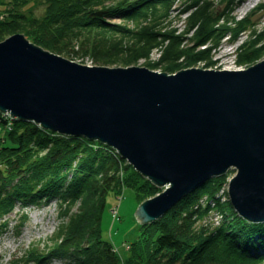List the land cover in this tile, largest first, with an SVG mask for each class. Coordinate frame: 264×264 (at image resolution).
I'll return each mask as SVG.
<instances>
[{
	"label": "trees",
	"instance_id": "16d2710c",
	"mask_svg": "<svg viewBox=\"0 0 264 264\" xmlns=\"http://www.w3.org/2000/svg\"><path fill=\"white\" fill-rule=\"evenodd\" d=\"M175 1L43 0L45 12L39 17L28 7L30 0H0V42L23 33L47 51L72 58L83 51L107 67L149 59L156 48L162 58L151 64L158 68L166 63L164 71L173 74L183 65L210 62L209 52L223 38L229 35L234 41L248 30L249 19L235 21L231 16L238 0H221L227 7L219 14L211 10V0H188L184 12L190 15L183 33L176 34V29L162 32L159 28ZM101 11L106 13L93 15ZM108 17L132 21L133 27L110 23ZM223 17L226 20L220 24ZM251 37L239 48L240 64L255 63L264 56V32L253 30ZM187 38L193 45L186 48L182 41ZM74 41H81L79 49ZM200 46L206 47L198 50ZM0 128V235L17 208L39 206L52 198L61 208L58 229L49 243L42 250L34 246L18 263L43 264L58 257L64 264H264V223L239 217L230 203L226 206L229 217L221 226L211 232L198 226L209 212L208 207H200L202 197H213L225 175L208 181L157 221L141 225L138 240L124 258L103 237L108 197L121 194L127 185L145 202L161 188L116 149L99 141L62 135L1 112ZM77 203L80 206L74 212ZM219 209L225 207L219 205ZM21 221L18 228L26 223L27 215Z\"/></svg>",
	"mask_w": 264,
	"mask_h": 264
},
{
	"label": "water",
	"instance_id": "95a60500",
	"mask_svg": "<svg viewBox=\"0 0 264 264\" xmlns=\"http://www.w3.org/2000/svg\"><path fill=\"white\" fill-rule=\"evenodd\" d=\"M105 11L96 12L102 16ZM0 112L116 149L162 194L135 216L155 222L236 169L230 202L264 223V60L242 70L90 67L24 34L0 43Z\"/></svg>",
	"mask_w": 264,
	"mask_h": 264
},
{
	"label": "rangeland",
	"instance_id": "374dc122",
	"mask_svg": "<svg viewBox=\"0 0 264 264\" xmlns=\"http://www.w3.org/2000/svg\"><path fill=\"white\" fill-rule=\"evenodd\" d=\"M211 1V10L214 13L219 14L226 11V2H223L221 0ZM187 2L188 0L175 1L174 6L170 12V16L166 21L163 22L162 27L159 28L160 31L165 32L176 29V34L183 33V31L188 26L187 20L190 15V11L184 12V8L186 7ZM249 2H252V0H238L233 8V11L231 12V16L235 18V21H240L245 18L250 20V23L247 25L248 30L246 32H244L242 35L239 36V38L234 41L230 40L229 42H225L226 39L229 38V35L223 38L218 47L209 52L210 62H208V60L200 61L197 64L189 67L188 65H183L181 69L177 70L174 73L190 68H202L205 70H244L256 65L257 63L262 62L264 60V56L255 63L240 64L237 61L238 53L240 51L239 48L243 44L251 40L252 31L256 30L258 33L264 32V0H258L253 4V7L246 9L247 4ZM29 6L34 8V13L36 16L40 17L44 15L45 3L43 2V0H30V4L28 5V7ZM260 6L262 7L259 8ZM101 9L102 8H99V10ZM223 19L224 20L221 21L220 24L224 23V21L226 20L224 17ZM107 21L114 24H127L129 27H133L132 21H123L121 17H108ZM232 26H235V24H232ZM16 34L17 33L13 35ZM13 35L4 38L0 43L6 41ZM191 35L192 32H190L187 37H190ZM228 43H230V45H226ZM74 44L76 46L75 49H79V44H81V41H76ZM166 44L168 43L166 42L165 45ZM263 44L264 40L262 42V45ZM182 45L187 48L192 46L193 43L191 40H189V38H187L182 41ZM205 47L206 46H200L198 50L203 49ZM234 50H236V53H234ZM232 52L234 53L233 55ZM161 54V50L155 48L152 50L149 59H139L137 62L132 63L128 66L121 63H117L109 67L129 68L136 66L162 73L165 72L164 66L166 65V63L159 66L158 68L154 67L151 64L153 62L159 61V59L162 58ZM224 55L230 56L226 58L224 57ZM62 57L68 59L69 61H73L75 63H79L85 66H104L100 62L95 60L92 55L83 51L78 52V55L73 58L64 55ZM0 130L3 131V129L1 128ZM236 174V169H230L227 174H225V182L220 187H218V190L215 195L210 199H207L208 196L202 197H206V201H204V203L201 202L203 204L199 203L200 207L203 206V208H206L207 201L218 199L220 202L217 206H215V208L220 205L223 208L225 207V210L218 209L217 212L212 210L211 212L206 213L205 216L197 222L200 228H204L211 232L217 227L221 226V224L225 220H227L228 211L226 210V206L229 203L231 204L230 197L228 194V187L230 181ZM170 187L171 185H167L165 188H161L158 191V194L163 193L166 189ZM202 188L203 186L200 187L198 190H201ZM58 203L59 201L56 198H52L49 202L41 204L39 206H30L24 210H22L21 208H17V210L9 216L10 224L8 228L4 231V233L0 235V264H26V262L18 263L17 259L25 257L27 252L31 250L34 246L37 245L40 250H42L43 247L49 243L50 237H52V235L58 229V225L60 223L59 213L61 208ZM142 203L143 202H141V200L137 198L134 190L128 187L127 185H125L121 194H110V196L108 197L107 207L102 220L103 237L105 240L113 244L115 249L124 258L128 256L129 251L131 249V244L138 240L141 234V225L143 224L138 221V218L135 216V213ZM79 206L80 203H77L73 211L77 212ZM231 206L233 207L232 204ZM220 213L223 214L222 222H220ZM236 214L241 217L237 212ZM22 215H27V221L22 227L18 228V226L22 224ZM29 264L40 263L31 262ZM49 264H64V261L58 259L52 261Z\"/></svg>",
	"mask_w": 264,
	"mask_h": 264
},
{
	"label": "bare ground",
	"instance_id": "6f19581e",
	"mask_svg": "<svg viewBox=\"0 0 264 264\" xmlns=\"http://www.w3.org/2000/svg\"><path fill=\"white\" fill-rule=\"evenodd\" d=\"M258 0H252V2H249L248 4H247V8L246 9H249V8H251V7H253V4L255 3V2H257ZM245 9V10H246ZM230 55H224V57H226V58H228ZM118 152V151H117ZM119 153V152H118ZM160 194H162V193H160ZM60 260V258H58V257H51V258H49V259H46L45 260V262L43 263V264H49V263H51L52 261H54V260Z\"/></svg>",
	"mask_w": 264,
	"mask_h": 264
}]
</instances>
